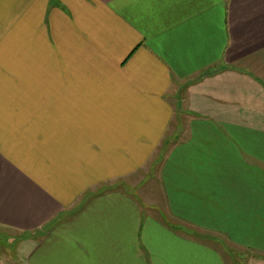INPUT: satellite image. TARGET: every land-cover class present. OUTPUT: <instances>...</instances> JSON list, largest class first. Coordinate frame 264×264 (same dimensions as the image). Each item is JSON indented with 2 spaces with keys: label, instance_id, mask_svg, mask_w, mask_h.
<instances>
[{
  "label": "crops",
  "instance_id": "0c3cea01",
  "mask_svg": "<svg viewBox=\"0 0 264 264\" xmlns=\"http://www.w3.org/2000/svg\"><path fill=\"white\" fill-rule=\"evenodd\" d=\"M249 249L264 253V0H0V264Z\"/></svg>",
  "mask_w": 264,
  "mask_h": 264
},
{
  "label": "rangeland",
  "instance_id": "374dc122",
  "mask_svg": "<svg viewBox=\"0 0 264 264\" xmlns=\"http://www.w3.org/2000/svg\"><path fill=\"white\" fill-rule=\"evenodd\" d=\"M179 96H181V93L179 94ZM184 106L181 104L180 109L183 108ZM6 242H9V246L10 248H12V245H16V241L14 243H11L10 240L11 238H5ZM13 240V239H12ZM18 240V238L16 239ZM1 248L2 250L3 245L1 244ZM233 253V260L232 262H234V264H264V253L262 251H257V250H253V249H249V250H243V251H232ZM254 258H256V260L254 261Z\"/></svg>",
  "mask_w": 264,
  "mask_h": 264
}]
</instances>
